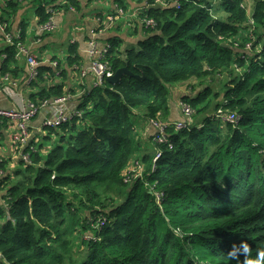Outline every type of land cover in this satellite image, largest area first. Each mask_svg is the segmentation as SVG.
<instances>
[{
	"label": "trees",
	"instance_id": "trees-1",
	"mask_svg": "<svg viewBox=\"0 0 264 264\" xmlns=\"http://www.w3.org/2000/svg\"><path fill=\"white\" fill-rule=\"evenodd\" d=\"M23 1L0 7L16 43L24 42L25 25L15 35L9 20ZM165 1L150 8L155 0H138L149 4L139 16L156 26H143L137 46L122 53L121 38L107 40L101 61L133 75L93 87L67 122L46 126L44 137L57 142L29 146L30 163L8 172L0 161V264H244L245 255H227L241 240L250 259L264 250V0L255 1L252 16L245 0ZM79 4L66 0L65 7ZM53 14L48 4L36 9L41 25ZM249 43L254 53L245 50ZM17 51L6 47L1 78L17 74ZM76 56L71 47L54 59L57 67L39 66L29 103L69 96L63 82L48 83L78 66ZM219 76L226 77L221 91L213 85ZM190 79L202 85L181 99L193 110L191 125L168 129V141L154 142L160 159L153 160L157 151L138 158L144 179L125 183L137 160L131 118L143 109L149 120H169L171 87ZM219 109L237 120L220 121ZM111 190L122 200L104 198Z\"/></svg>",
	"mask_w": 264,
	"mask_h": 264
},
{
	"label": "crops",
	"instance_id": "crops-1",
	"mask_svg": "<svg viewBox=\"0 0 264 264\" xmlns=\"http://www.w3.org/2000/svg\"><path fill=\"white\" fill-rule=\"evenodd\" d=\"M255 1L245 0L249 16L253 11ZM43 4H48L54 10L49 29L46 31H42L36 15V9ZM65 4L66 0H42L39 4L34 0H25L22 2L17 15L9 20V26L13 34L16 35L22 29L21 25L24 22L26 38L23 44L30 53L41 61L40 66H52L51 61L55 58L63 59L69 54L71 47H74V53L77 55L76 57L80 58V64L75 67L66 66L65 77L56 76L54 80L48 83V85L57 82L65 84V90L68 91L69 95L67 109L69 113H73L78 110L83 102L86 92L95 87V75L89 71L92 63L91 50L93 49L91 42L96 41L102 47L107 43V40L119 37L122 39L121 52L124 53L126 49L137 46L138 41L143 39L146 33L141 25L137 27V25L131 24L133 21L137 24L138 19L125 18L141 6L138 0H80V7L71 6L68 8L65 7ZM4 5L5 0H0V7ZM119 9L125 10V14L121 15L118 12ZM110 14L115 16L112 23L108 21ZM104 25L108 26V29L100 31ZM7 46L5 35L0 31V68L4 62ZM16 60L17 63L13 64L12 67L14 70L18 68L17 74L15 76L10 74L9 81L5 80V77H0V109H20L27 106L31 93L39 90L28 80L31 70L27 54L18 55L17 53ZM196 82V79H190L171 87L170 109L167 119L182 120V97L195 95L202 90V85H197ZM52 111L53 106H47L40 110L31 121L28 148L33 144L35 145V142L42 140L46 135L44 122L52 115ZM134 118L135 141L143 150L141 156L134 157V159H138L145 154L156 152L153 137L157 129L145 117V110L143 109L139 110L138 115ZM17 132L18 127L15 123L7 121L6 126L0 120V161H6L5 166L8 167V172H12L9 170L22 164L20 154L25 146L19 147L15 142L14 135ZM2 195L3 191H0L1 206L4 204Z\"/></svg>",
	"mask_w": 264,
	"mask_h": 264
},
{
	"label": "built area",
	"instance_id": "built-area-1",
	"mask_svg": "<svg viewBox=\"0 0 264 264\" xmlns=\"http://www.w3.org/2000/svg\"><path fill=\"white\" fill-rule=\"evenodd\" d=\"M170 2H166L165 0H155V2L151 5L159 4L162 6L169 5ZM178 4V2H177ZM149 4L145 3L144 6L139 7L138 9L134 10V12L128 14L125 18H136L140 20L141 27L145 25L146 27H155L156 23L153 19H142L139 15L143 11V9ZM118 12H120L121 15L125 14V10L119 9ZM115 20V16L110 15L108 17L109 23H112ZM250 23L253 24V21L250 20ZM50 21L45 24L41 25L42 31H46L49 29ZM108 26H103L100 28V31L107 30ZM0 31H2L5 35L6 42L8 45H14L17 46V52L18 55L22 53H26L28 57V64L31 70V74L29 77V82L36 77L38 73V68L41 64V61L32 53H30L26 47L24 46L23 42L18 41L15 42L13 36L9 33L7 30V24L0 22ZM16 35H19L17 33ZM93 49L91 50V59L92 63L89 68V71L92 72L95 75V86L102 85L105 80H108V78L112 77L114 75V71L111 69V67L101 61V57L109 50L110 45L106 43L104 46L100 47L96 41L91 42ZM251 44H247L245 50L251 51ZM52 66L57 67L58 62L53 60L51 61ZM5 80H10L9 75L5 76ZM69 100V96L61 97L59 99H55L52 102L45 101L41 107H37L34 104L28 103L27 106H24L20 109H0V119L7 120L8 122L15 123L18 127V132L14 135L15 142L19 145V147H24L23 152L21 153V159L23 161L29 162L30 161V154L25 153L26 148H28L29 138L31 135L30 130V123L31 121L37 116V114L42 110L43 108L47 106H53L52 115L47 118L44 122V125L46 126H56L60 125L62 123L67 122L71 117L72 113H69L67 109V102ZM183 114L185 116V119L183 120H155L151 119L150 122L156 127L157 132L155 133L153 137L154 142H166L168 141L166 133L167 130L171 127H174L175 129H183L187 128L189 125H191L193 120V110L189 108L184 103H181ZM215 117L218 118L220 121L223 122H235L237 120V114L234 112H225L223 109H219L216 111ZM172 146V145H169ZM162 156V151H157L156 155L154 156L153 160L156 162L160 157ZM144 173H145V165L141 161V159L135 160L131 166H129L125 172L123 173V180L125 183H132L133 181L137 179H144ZM146 185H149L147 182ZM163 195L159 192H157V199L160 203L162 200Z\"/></svg>",
	"mask_w": 264,
	"mask_h": 264
},
{
	"label": "rangeland",
	"instance_id": "rangeland-1",
	"mask_svg": "<svg viewBox=\"0 0 264 264\" xmlns=\"http://www.w3.org/2000/svg\"><path fill=\"white\" fill-rule=\"evenodd\" d=\"M42 0H34V2H36V3H40ZM110 15H112V14H110ZM109 15V16H110ZM250 16H252L251 15V13H250ZM140 21V20H139ZM131 24H133L134 26L135 25H137V27H140V23L138 22L137 24L133 21ZM261 44H262V42H261ZM261 44L258 46V48L256 49V51L258 52V51H260V48H261ZM252 51H253V53L255 52V50H253V49H251ZM239 71H242V70H239ZM207 81H208V85L209 86H211L212 84H211V82H210V78L209 79H207ZM197 83V82H196ZM226 83V77L224 78L223 76H219L218 77V79H217V81L216 82H214L213 83V85L214 86H216L217 87V89H218V91H221V87L222 86H224V84ZM141 108H143V107H141ZM183 119H185V116H184V114H183V118H182V120ZM131 121L134 123V121H135V118H134V116L131 118ZM48 130L49 129H47L46 128V136H47V134H48ZM57 142V137L55 136V135H52V136H50V138H46V137H44L43 138V143H44V145H46V146H51L52 144H55ZM134 151H135V154H134V157L135 156H141L142 155V153H143V150H141L140 148H139V146L137 145V143H136V141H134ZM157 149V148H156ZM18 150V149H17ZM18 151H20V150H18ZM157 151V150H156ZM25 153H29V151L27 150V148H26V152ZM21 155V154H20ZM30 158H31V156H30ZM22 160V159H21ZM31 160V159H30ZM23 161V160H22ZM6 162V161H5ZM26 162V161H25ZM4 163V162H3ZM29 163H30V161H29ZM24 165H22V164H20L17 168H14V169H10L9 171H15V170H18V169H20L21 167H23ZM7 167V166H6ZM7 169H8V167H7ZM1 172V174H4V171L3 170H1L0 171ZM108 198V201L110 202V198H115L116 200H115V203L116 202H119L120 200H122V198H121V196L120 195H117V193L115 192V191H113V190H111V191H107L106 193H104V198ZM158 200V199H157ZM87 253H88V249H87V246H85V245H81L80 246V251H79V254H78V258L79 259H84L85 257H86V255H87Z\"/></svg>",
	"mask_w": 264,
	"mask_h": 264
},
{
	"label": "clouds",
	"instance_id": "clouds-1",
	"mask_svg": "<svg viewBox=\"0 0 264 264\" xmlns=\"http://www.w3.org/2000/svg\"><path fill=\"white\" fill-rule=\"evenodd\" d=\"M250 247L246 240H241L237 245H234L232 250L227 253L230 258H238L240 254L245 255L244 264H264V250H259L255 259L248 258L250 256Z\"/></svg>",
	"mask_w": 264,
	"mask_h": 264
},
{
	"label": "water",
	"instance_id": "water-1",
	"mask_svg": "<svg viewBox=\"0 0 264 264\" xmlns=\"http://www.w3.org/2000/svg\"><path fill=\"white\" fill-rule=\"evenodd\" d=\"M150 8H161L162 5H149ZM223 46L231 47L229 44H223ZM124 74L133 75L127 68L123 67L117 70L114 75L110 78H108V82L115 84L120 81V79L123 77Z\"/></svg>",
	"mask_w": 264,
	"mask_h": 264
}]
</instances>
